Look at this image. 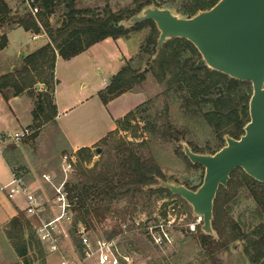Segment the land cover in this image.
<instances>
[{
    "label": "trees",
    "instance_id": "obj_1",
    "mask_svg": "<svg viewBox=\"0 0 264 264\" xmlns=\"http://www.w3.org/2000/svg\"><path fill=\"white\" fill-rule=\"evenodd\" d=\"M217 0H171L176 13L191 16L198 10L211 7ZM77 0H29V6L22 2L20 10L8 7L0 0V29L17 25L34 35L44 34L47 42L23 57L20 67L0 75V95L6 100L10 96L24 93L32 96L34 86L43 84L33 100L30 139H34L40 127L56 115L54 103V68L56 56L71 59L85 51L92 44L107 37L125 36L131 29L149 24L150 34L146 38L144 52L149 54L148 69L156 81L164 85L163 95L178 106L184 117H200L212 130L213 146L197 148L187 143L194 152L214 153L224 145V135L238 138L249 120L248 101L251 83L231 78L212 70L205 65L197 67L201 56L194 45L184 38H171L160 47L154 58L158 30L151 20L125 28L121 20L128 19L141 8L155 4V0H132L134 8L112 11L108 6L95 10L76 7ZM162 7V6H161ZM58 16H55L56 12ZM61 15V16H60ZM7 44L6 34L0 36V50ZM145 77V70L125 64L109 78V82L97 92L103 104L134 89ZM133 116L129 111L123 119ZM145 121L146 131L154 138L166 139L175 131L168 118L167 107L164 113H156ZM109 131L99 141L108 145ZM143 142L135 144L119 139L106 150L105 156L94 163L92 168H80L76 180L65 183L72 210L73 221H80L87 230L95 231L104 225L107 217L112 220L109 232L98 238L115 239L123 232L122 226L134 213L143 211L147 201L156 196H173L168 189L153 187L158 179L167 180L152 155L143 154ZM81 159L89 160V148L82 147ZM185 160L193 166L183 154ZM188 188L195 189L189 184ZM251 199V207L242 211L237 219L232 216L243 193ZM123 203V208L118 204ZM245 215V216H244ZM11 229L7 237L12 240L18 257L29 263L27 255L36 250L43 257V250L30 220L22 212L9 220ZM212 227L217 238L200 233L198 238L212 264L215 253L227 250L235 241H241L242 255L249 264H264V182L248 176L241 168H235L225 186H219L213 201ZM145 232V231H144ZM77 247L79 238L72 236ZM44 259V258H42ZM14 264H20L16 262ZM42 264L45 261L42 260Z\"/></svg>",
    "mask_w": 264,
    "mask_h": 264
},
{
    "label": "rangeland",
    "instance_id": "obj_2",
    "mask_svg": "<svg viewBox=\"0 0 264 264\" xmlns=\"http://www.w3.org/2000/svg\"><path fill=\"white\" fill-rule=\"evenodd\" d=\"M4 1L12 10L14 8L20 10L23 2V0ZM155 1L162 7L176 11V7L170 4L171 0ZM103 6H108L112 11L134 8L132 0H77L76 2L78 8L89 7L100 11ZM58 14L57 11L55 16ZM141 26L129 30L125 36L107 37L96 42L71 59H59L54 68V77L57 81L55 97L61 114L60 119L70 121L74 126L72 131L74 136L93 133L105 126V117L111 118L119 109H131L133 116L128 121L123 119L125 115L116 120V128L113 131V136L108 138V145L100 141L96 142L91 147H87L91 152V158L89 160L81 159L80 155L83 153L78 151L80 148L74 153L67 151L57 124L53 121L41 129L39 142H35L34 139L27 136L9 144L10 147L14 146L19 152L22 151L29 157V160L24 159V164L23 162L18 163L13 171L23 179L28 187H30V182L35 183L34 189L31 191L41 198L39 201L40 219L49 220L58 214L59 206L54 186L61 182L76 180L78 169L92 168L94 163L105 156L107 148L113 146L119 139H125L135 144L143 142V154L154 157L161 173L167 180L184 185L189 184L191 187L201 183L204 168L193 166L185 160L182 143H190L200 149L206 148L207 144L213 146L215 139L212 130L200 117H184L179 109L178 101H172L170 97L163 95L164 85L158 83L151 70L148 69L149 54L144 52L146 38L150 34L151 27L149 24ZM1 34H6L7 44L0 50V74L10 71L14 66L20 67L24 56L47 42L44 35H34L14 24L9 28L0 29V36ZM125 64L145 70L144 80L133 90L127 91L128 95L121 96L106 109L100 105V101L95 99V92L102 87L103 78L108 79L109 74H115ZM39 85L40 88L34 89L32 96L25 94L34 100L35 95L41 89V84ZM23 100L19 99L11 103L12 107L19 111V120L24 119ZM165 107H167L170 125L174 127L175 131L166 139L154 138L146 131L147 121L145 120L149 117L152 118L156 113H164ZM4 126L6 127L3 129H7L8 133L13 132L15 128L20 129L16 122ZM30 128L33 130V127ZM97 148L100 149V152L96 151ZM65 161L71 163L69 169L66 168ZM29 162L34 163L33 171L28 169ZM28 172L30 173L29 178H27ZM7 177V173L0 174V182L5 181ZM245 194L244 192L241 195L238 204L233 208L234 219H237L242 211L252 205L251 199ZM71 206L68 213L70 220L60 219L56 222L55 230L60 237L59 254L57 256L55 253L51 254L47 245L40 242L43 257L37 254L36 250L30 251L27 255L29 263L24 261V258L17 256L12 240L7 237V230L11 229L9 224L11 218L0 209V264L16 262L42 264V260L45 261V264H60L63 258L73 260L75 264H96L93 259L83 257L82 250L74 244L72 236L78 238L77 231L82 230L91 239L98 238L105 235V231L111 230L112 220L107 217L102 227L95 231H89L80 221L73 224L75 213ZM117 207L123 208V203L118 204ZM19 212H22L25 217L29 216L35 230L39 224L37 216L28 215L26 211H16L17 214ZM167 213H170L175 219L174 223L167 228L171 238L165 243L157 244L144 232V227L148 222H154L155 215L159 214L163 218ZM134 219L138 223L134 222ZM195 221L196 217L193 215L191 206L176 194L149 199L147 207L130 216L124 223L125 226H122L123 232L113 239L120 254L129 258L128 263L121 260L120 264H212L210 256L206 254L198 238L199 234L203 233L200 228L202 221L195 225L194 231L188 227L189 223ZM65 234L66 236H64ZM212 237L217 238V235ZM241 250V241H235L227 250L223 249L215 253L214 264H249ZM53 255L56 256L55 259H52Z\"/></svg>",
    "mask_w": 264,
    "mask_h": 264
},
{
    "label": "water",
    "instance_id": "obj_3",
    "mask_svg": "<svg viewBox=\"0 0 264 264\" xmlns=\"http://www.w3.org/2000/svg\"><path fill=\"white\" fill-rule=\"evenodd\" d=\"M146 20L153 21L159 32L152 58L166 40L184 38L201 56L197 67L205 65L251 83L249 120L238 138L224 135V145L214 153L194 152L187 143H182L188 160L204 168L201 183L191 189L176 181L158 179L159 183L153 185L183 198L193 215L201 217V231L216 236L212 227L213 201L218 187L226 185L230 173L241 168L248 176L264 182V0H217L191 16L150 4L120 24L130 28ZM38 87L36 84L35 88Z\"/></svg>",
    "mask_w": 264,
    "mask_h": 264
},
{
    "label": "built area",
    "instance_id": "obj_4",
    "mask_svg": "<svg viewBox=\"0 0 264 264\" xmlns=\"http://www.w3.org/2000/svg\"><path fill=\"white\" fill-rule=\"evenodd\" d=\"M29 6L32 12L36 11V8H31L29 5V0H23ZM32 132L29 126H25L20 130H15L11 133H7V137L13 141L17 142L23 138L30 135ZM66 159V156H64ZM66 162V161H65ZM71 167L70 162H66V168ZM46 177V176H45ZM65 182H61L57 186H54L56 191V199L58 201V214H56L51 219H40V202L38 197L33 191L24 183L23 179L12 172V178L8 183H6L2 189L5 190L6 196L9 199L14 198L15 196H23L26 201L25 211L28 215H36L39 224L35 228V234L38 240L41 243H45L49 251L59 250V234L56 232L55 228L60 219H69V207L71 206L70 200L68 199V193L64 187ZM156 216V217H155ZM153 223H147L144 227V231L153 239L157 244L165 243L169 241L171 236L168 231V227L174 223V218H172L170 213H167L163 218L159 214L155 215ZM201 217L197 216L195 222L188 224V227L191 231L195 230V225L200 223ZM134 222L138 223L136 219ZM125 226V225H123ZM79 243L81 245L80 249L82 250L83 257L86 259H93L96 264H120L121 260H124L126 263L129 262V258L126 255L120 254L118 248L116 247L115 240L104 239V238H90L82 230L77 231ZM66 236V234L64 235ZM60 264H75L73 260H68L63 258L60 261Z\"/></svg>",
    "mask_w": 264,
    "mask_h": 264
},
{
    "label": "crops",
    "instance_id": "obj_5",
    "mask_svg": "<svg viewBox=\"0 0 264 264\" xmlns=\"http://www.w3.org/2000/svg\"><path fill=\"white\" fill-rule=\"evenodd\" d=\"M44 35V34H42ZM45 36V35H44ZM46 38V36H45ZM59 59H62L60 57L57 56L56 61H55V66L56 63ZM15 67V66H14ZM12 67V68H14ZM113 73L109 74L108 79L110 78V76ZM1 75V74H0ZM108 79L103 78L104 83L102 84V87L100 89H102L105 85H107V81ZM57 82V81H56ZM39 85V84H38ZM43 84H41V89H44L42 87ZM40 88V85L39 87ZM34 89L35 86H34ZM55 89H56V85L54 86V103L56 106V115L55 117L44 123L41 127H40V132L38 133V135L36 136V138H34L35 142H39V139L41 137V129H43L45 127L46 124H49V122H56L57 127L59 129V132L61 134V137L67 147V151L74 153L77 149L81 148V147H91L92 145H94L96 142H98L104 135H106L109 131H112L116 128V120H118L119 118H121L122 116L126 115L131 109H124V110H117L116 113H114L112 115L111 118L108 119L105 117V126H102L101 129H98L97 131L90 133V134H82L81 136H77V135H73V125H71L69 120H61L60 119V112L58 109V105H57V100L55 97ZM98 92V91H97ZM96 93V98L98 101H100L98 95ZM129 93H123L117 97H115L114 99L110 100L108 103L103 104L100 101V105H102L104 108H108L109 106H111V103L115 102L116 100L120 99L121 96L123 95H128ZM19 99H24V119L23 120H19L20 119V115H19V111L17 110V108H13L12 107V102L13 101H18ZM33 108V100L31 97H28L25 93L22 95H18V96H12L8 99H4L1 95H0V174L5 175L6 173L8 174V177L5 181L0 182V209H2V211L9 216V218H12L13 216H15L17 213L16 211H25V206H26V201L24 199L23 196H15L12 199H9L6 196L5 190L2 189V187L8 183L10 181V179L12 178V172H13V168H15L18 163H22L24 164V159L25 160H29V157L26 156V154H24V152H19L17 148H15L14 146L10 147L9 144L14 143L13 141L11 142V140L7 137V133L8 130H4L3 127H6L4 125L10 124L11 122H16L17 124H19L20 129H22L25 126H29L32 123V111ZM20 129H14L15 130H20ZM26 138V137H25ZM24 156V158H23ZM22 158V159H21ZM61 159V158H60ZM30 165V166H29ZM34 163H28V169L30 171H33V167ZM30 173H27V178H29ZM29 181V179H26ZM34 182H30V190L34 189ZM38 200L41 201V198L39 196ZM27 218L29 219V216H27ZM59 250L57 251H50L51 254L55 253L56 256ZM50 254V255H51ZM53 255L52 259H55V257Z\"/></svg>",
    "mask_w": 264,
    "mask_h": 264
}]
</instances>
